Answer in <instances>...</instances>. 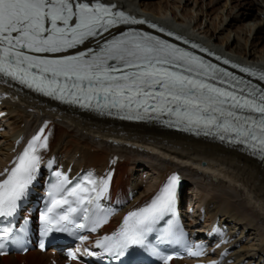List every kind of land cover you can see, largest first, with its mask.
I'll return each mask as SVG.
<instances>
[{
	"label": "snow or ice",
	"instance_id": "1",
	"mask_svg": "<svg viewBox=\"0 0 264 264\" xmlns=\"http://www.w3.org/2000/svg\"><path fill=\"white\" fill-rule=\"evenodd\" d=\"M114 8L99 0H0V73L61 101L109 115L116 109L125 119L167 114L175 117L177 125L228 134L264 156V88L147 32L129 29L108 38L104 34L117 25L144 23ZM90 41L95 47L68 54ZM241 71L264 81V71L251 67ZM43 133L41 128L17 155L14 166L0 173V217L17 212L36 179L43 160L41 150L48 146ZM51 163L48 161L49 166ZM57 177L49 191L51 203L41 216L45 235L54 229L65 231L69 224L86 227L85 223L76 224L81 215L93 224L92 231L107 222L103 212L90 215L89 206L95 204L99 209L110 174L107 179L89 174L71 187L66 186L71 184L66 176L57 173ZM179 180L178 175L169 177L149 203L129 211L118 230L97 240V245L117 259L131 246H147L148 235L175 214ZM168 224V231L157 239L178 240L183 233L177 234L171 220ZM40 246L44 247L43 242ZM188 252L200 254L190 248ZM154 253L164 264L172 259L159 250Z\"/></svg>",
	"mask_w": 264,
	"mask_h": 264
},
{
	"label": "bare ground",
	"instance_id": "2",
	"mask_svg": "<svg viewBox=\"0 0 264 264\" xmlns=\"http://www.w3.org/2000/svg\"><path fill=\"white\" fill-rule=\"evenodd\" d=\"M115 1L134 13L144 15L140 13L141 10L154 14L149 8L150 5H145L142 0ZM228 1L231 0H210L215 6H221L214 9L207 5L211 10L206 12L203 19L210 15L213 29L208 26L202 29L200 21L193 25L186 20L178 22L174 19L173 22L163 18L167 21L164 20V23L162 20L161 23L179 29L214 48L218 44L214 40L220 39V44H226L225 53L235 52L246 63L264 65V57L258 59L254 53L246 51V48L245 51H241L242 48L239 47L234 50L233 43L221 39V34L232 27L239 28L243 34L250 37L260 22L259 17L254 20L256 16L253 17L243 10L244 6L242 8L241 4L248 0H238L237 4L232 6L234 10L232 17H229V13L220 16L216 11H224L223 6ZM182 2L185 4L184 7L194 3L192 8L197 6V15L198 11L201 14L204 5L200 9L199 0H178L177 4L180 5ZM253 2L255 3V0ZM257 4L260 7L259 12L264 13V0L261 2L257 0ZM240 38L237 37L233 42L240 43ZM248 41L246 40V46ZM3 89L7 92L11 90L7 86ZM20 98L21 105L19 102L5 101L6 110L10 113L7 122L9 130H4L1 137L4 140L1 147L3 145L5 147H0V166L6 164L12 156L11 151L15 148V142L11 138H19L25 131L31 129L46 128L50 132V137L47 150L42 155L49 153L57 157L61 155V164L63 159L68 158V164L74 162L76 170L88 168L104 170L114 155L125 158L116 167L112 185L114 200L121 196L123 201L129 202L128 194L133 191L136 199L129 203L143 202L159 191L162 181L170 174L180 170L184 173L186 184L191 185L190 189L195 191L198 202L202 203L199 211H203L201 214H205L206 221H218L223 234L228 236L227 245L231 247V259L223 264H264V162L250 155L249 151L243 147H232L163 126L133 124L101 117L34 93L24 91ZM23 123L25 127H22ZM23 144L24 142H21L20 147ZM83 147H86V150H83ZM77 155L79 158L75 160ZM182 162L194 166H200L205 162L207 166L204 169L217 174L211 175L208 171L186 167ZM138 168L142 173L144 170H152L159 184L150 179L146 180L143 175L139 177V182L133 183L131 176L140 170ZM221 175L222 178L219 177ZM21 261L23 264H51L47 253L37 251L29 252L25 257L10 255L0 257V264H22ZM171 264L184 263L173 261Z\"/></svg>",
	"mask_w": 264,
	"mask_h": 264
},
{
	"label": "rangeland",
	"instance_id": "3",
	"mask_svg": "<svg viewBox=\"0 0 264 264\" xmlns=\"http://www.w3.org/2000/svg\"><path fill=\"white\" fill-rule=\"evenodd\" d=\"M142 1H143V3L145 5L146 4L147 5H150L149 8H150L151 11L154 12V14H152V13H144L141 10H140V13L145 14L146 16L154 19L155 21L162 22L163 18L169 19V20H171L173 22H175V20L178 21V22H180L181 20H186V21L192 23L193 25L196 22L200 21L199 23H202V29H203V27H206V26H208V28L210 27L211 29H213L212 28L213 26L210 24V21H211L210 15L208 17H206L208 19V21H207V19H203V17L205 16L206 12H209L211 10V9L207 8V5H208V7L209 6L210 7H213V9L216 8V7H218V6H220V5H216L215 6L214 3H210V0H199L200 1L199 8L201 9V6L202 5H204V6H203V9H202L201 14H199L200 11H198V15H197V6L194 7V8H192V6L194 5V3L193 4H189L190 3L189 2L188 3L189 5L187 7H184L185 4L183 2L180 5L177 4L178 0H142ZM237 1L238 0L228 1L227 2L228 4L226 3L225 6H223V10L224 11L218 10L216 12L219 13L220 16L227 15L229 13L228 14L229 17H232L233 14H234V12H233L234 10H232V6H235V4H237ZM259 1L261 2L262 0H259ZM241 5H242V8L244 6V8H243L244 11H246L247 13H249L253 17L256 16V18H254V20L255 19L257 20V17H259L260 22H258L259 23L258 26L255 28V30H253V32L251 33L250 37L249 36L247 37L245 35V33L243 34L239 30V28L232 27L231 30H225L223 32V34H221V39L222 40H225L224 42H226V39H227L228 42L233 43L234 50H235L236 47H239V49L242 48L241 51H245V48H246V51H248V52L251 51L252 53H254L256 55V57H258V59H261V58L264 57L263 56L264 55V13L259 12V8L260 7L257 4V0H255V3L253 2V0H248V1H246V3L244 2ZM181 16H182V18H181ZM184 17H186V18H184ZM165 21H167V20H165ZM165 21H164V23H165ZM219 21L220 20H218V22ZM251 24H253V23H251ZM248 28H249V26L247 27V29ZM229 32H231V34ZM228 36H230V38H227ZM237 37H241L240 38V40H241L240 43L233 42V41H235V39ZM218 40H214L216 43L218 42V44L215 47V49H217L220 52L225 53V46H226V44L225 43L224 44H220L219 43L220 42V39H218ZM246 40H249L248 43H247V46H246ZM233 53L234 54H231L229 52H226V54H229L230 56H232V57H234L236 59L237 58L238 59L240 58L238 54H236L235 52H233ZM241 60H243V59H241ZM19 104L21 105L20 102H19ZM22 127H25V123L22 124ZM4 147L5 146L3 145V147H1V148H4ZM83 150H86V147H83ZM154 153H156V152H154ZM88 155H90V152H89ZM58 156L61 157L60 155H58ZM77 158H79V155L75 156L74 159L76 160ZM66 159H68V158H66ZM177 161H179V160H177ZM183 165H185L186 167L197 168L198 170H201V171L204 170V171L210 172V170L204 169L205 166H207V165L204 164V162H202L200 164V166H194L191 163H187V164L186 163H183ZM195 165H197V164H195ZM138 171L137 172L135 171L136 173L134 172V174L136 175V177L133 176V175L131 176L132 181L134 183L135 182H139L140 181L139 180V177L142 176L141 172H138ZM153 174L154 173L152 172V170L151 171L150 170H144V175H146L148 177V180L150 179L151 181H156V175H153ZM208 174L215 175L217 173H214V172L211 171ZM219 177L222 178V175L219 176ZM187 185H189V184H187ZM183 194H186V190L185 189H184ZM135 199H136V195H135V198L133 200H135ZM128 200H129V198H128ZM133 200H129V202H131ZM190 201L193 202L195 204V206L198 205V208L202 205V203L198 202V196L195 195V194L191 195ZM198 208H196V209H198Z\"/></svg>",
	"mask_w": 264,
	"mask_h": 264
}]
</instances>
